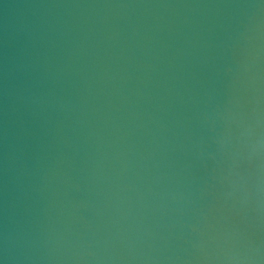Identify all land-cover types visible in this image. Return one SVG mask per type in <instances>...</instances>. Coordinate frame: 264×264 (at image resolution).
Returning <instances> with one entry per match:
<instances>
[{
  "label": "water",
  "instance_id": "obj_1",
  "mask_svg": "<svg viewBox=\"0 0 264 264\" xmlns=\"http://www.w3.org/2000/svg\"><path fill=\"white\" fill-rule=\"evenodd\" d=\"M0 264H264V0H0Z\"/></svg>",
  "mask_w": 264,
  "mask_h": 264
}]
</instances>
